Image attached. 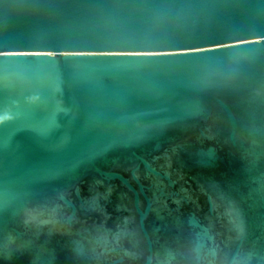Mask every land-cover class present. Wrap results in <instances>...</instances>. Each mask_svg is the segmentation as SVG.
Segmentation results:
<instances>
[{"label":"water","instance_id":"water-1","mask_svg":"<svg viewBox=\"0 0 264 264\" xmlns=\"http://www.w3.org/2000/svg\"><path fill=\"white\" fill-rule=\"evenodd\" d=\"M0 264H264V0H0Z\"/></svg>","mask_w":264,"mask_h":264}]
</instances>
